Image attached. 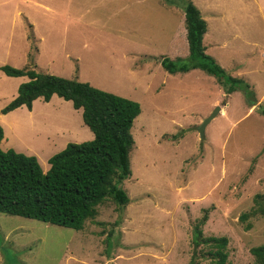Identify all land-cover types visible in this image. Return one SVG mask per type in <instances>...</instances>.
I'll return each mask as SVG.
<instances>
[{
  "label": "rangeland",
  "instance_id": "1",
  "mask_svg": "<svg viewBox=\"0 0 264 264\" xmlns=\"http://www.w3.org/2000/svg\"><path fill=\"white\" fill-rule=\"evenodd\" d=\"M126 1L0 0V66L88 82L141 109L131 127V176L121 184L126 206L105 199L79 230L0 212V264H187L204 210V236L228 238L225 264H258L250 249L264 244V214L244 222L240 215L251 214L254 195L264 193V115L257 110L264 105V0H190L207 23L205 52L248 85L241 84L248 97L243 89L225 94L200 69L169 73L160 64L161 56H187L185 35L173 33L189 0ZM18 79L0 69V99L28 80ZM214 98L228 117L222 109L200 140L197 127ZM60 106L66 110L15 118L17 127L7 121L0 144L39 148L34 156L46 172L55 153L47 155L79 123L76 142L93 138L80 109L68 100ZM208 249H196L200 264H215L203 256Z\"/></svg>",
  "mask_w": 264,
  "mask_h": 264
},
{
  "label": "trees",
  "instance_id": "2",
  "mask_svg": "<svg viewBox=\"0 0 264 264\" xmlns=\"http://www.w3.org/2000/svg\"><path fill=\"white\" fill-rule=\"evenodd\" d=\"M186 29L187 56L174 59L161 56L160 64L169 73L200 69L214 76L222 84L224 93L248 85L241 78L228 74L210 54L203 43L207 23L200 9L192 2L183 5ZM0 69L12 77L27 76L19 84L17 95L2 109L7 113L21 105L31 109L38 97L49 101L53 94L71 101L75 110L81 109L83 123L93 138L82 142H68L49 158L50 166L43 172L34 155L0 147V212L52 223L79 230L85 220L97 214L96 206L111 198L118 206H126L129 197L121 187L131 176L129 152L134 145L131 127L141 109L137 101L108 92L88 82L36 71L30 67L15 68L4 64ZM247 86L243 88L242 85ZM227 85V86H226ZM249 105L257 102L246 98ZM258 112L264 115V105ZM3 128L0 125V141ZM250 213L240 215L246 221L249 215L264 214V193L255 194ZM208 219V210L192 227L194 253L187 264H200L196 249L208 245L203 256L215 264H225L228 257L226 236H204L202 226ZM250 223L245 228L249 229ZM255 261L264 264V244L250 249Z\"/></svg>",
  "mask_w": 264,
  "mask_h": 264
},
{
  "label": "crops",
  "instance_id": "3",
  "mask_svg": "<svg viewBox=\"0 0 264 264\" xmlns=\"http://www.w3.org/2000/svg\"><path fill=\"white\" fill-rule=\"evenodd\" d=\"M16 1H23V2H27L28 0H16ZM107 1H110V2H113V3H116V0H107ZM105 2H106V0H105ZM134 2H147V0H134ZM117 3H119L120 5H121V7H127L128 5H129V2L128 1H126V0H118V2ZM167 7H169V6H167ZM19 11V10H18ZM184 11H183V13H182V15L180 16V23L181 24H178L177 25V27H175V28H177V29H175L174 30V33H173V38H180V36H181V34L183 33L184 35H186V29H185V26H184V22H182V21H184ZM18 19V23L19 24H21L22 22H21V20H20V18H17ZM25 19H27L26 17H25ZM13 23L14 22H12V24H11V26L9 27V28H7V29H9V31H11L12 30V28L14 27V25H13ZM24 23H25V21H24ZM208 30V29H207ZM207 32V31H206ZM205 35V34H204ZM203 39H204V37H203ZM26 67V66H25ZM29 67V66H28ZM27 68V67H26ZM186 73V72H185ZM202 73H205V72H202ZM49 74H52V73H49ZM184 74V73H183ZM206 75H208L207 73H206ZM9 77V76H8ZM28 77L27 76H19V79H18V81H20L21 79H27ZM18 83V82H17ZM230 94H232V93H230ZM229 94V95H230ZM17 95V86H15V89H14V92H13V94L12 95H8V96H6V97H3V98H1L0 99V125L2 126V128H3V135L4 136H7L8 135V130H7V127H6V124H4V123H6L7 121H9V123H10V125L12 126V127H17L16 126V124H15V121H16V119L15 118H17L18 120H25L26 118H31V119H33V120H35L38 116H40V115H42V114H45V113H47L48 111H52V112H63L64 110H66V109H62L61 108V106H60V103L61 102H64V99L63 98H61V97H59L57 94H53L52 96H51V98H50V100L49 101H44L43 100V98H41V97H38V98H36L35 100H33V102H32V107H31V109H28L25 105H21V106H19V107H17V108H15V109H13V110H11V111H9V112H7V113H5V114H3L2 112H1V109L10 101V100H12L15 96ZM219 100H218V98H214L213 100H212V102H211V106H215V105H219L220 106V108H221V110H220V112H222V109H223V114L225 113V115L223 116V117H228L227 115V110H226V107L224 108V105L222 104H218L219 102H218ZM68 102H70V104H71V101H68ZM226 106V105H225ZM41 107H44V108H46L47 110H45V111H43V112H41V113H38L39 112V109L41 108ZM255 108V107H254ZM257 108V107H256ZM249 110H252L251 108H249ZM71 111L73 112L74 110L73 109H71ZM80 111H81V109H80ZM220 112L218 113V114H220ZM209 114V113H208ZM207 114V115H208ZM217 114V115H218ZM216 117V116H215ZM214 117V118H215ZM213 118V119H214ZM212 119V120H213ZM80 120V119H79ZM83 122V121H82ZM79 125H80V123L78 124V126H77V133H76V135L75 136H72V137H69V138H67L65 141H64V143H62L61 144V146H59L58 148H55V149H53L52 148V150H51V152L47 155L48 157L52 154V153H57L58 151H60V150H62L65 146H66V143L68 142V139H69V141H71V142H76V140H75V137L77 136V134H78V129H79ZM208 125V124H207ZM207 125L205 126V131H206V128H207ZM86 126V125H85ZM64 131H66L67 133H70L68 130H64ZM93 134V133H92ZM43 144H45V141H44V143ZM53 146V143H51V144H49V145H47L46 147H52ZM0 147H2L3 148V150L5 149V150H7V148L8 147H12V148H14V150L15 151H17V152H22V153H24V154H27V155H35V156H37V152L40 150L39 148H34V147H27V148H23V147H20V146H18L17 145V142L15 143V142H10L8 145H6V146H2L1 144H0ZM53 155V154H52ZM38 157V156H37ZM39 158V157H38Z\"/></svg>",
  "mask_w": 264,
  "mask_h": 264
},
{
  "label": "water",
  "instance_id": "4",
  "mask_svg": "<svg viewBox=\"0 0 264 264\" xmlns=\"http://www.w3.org/2000/svg\"><path fill=\"white\" fill-rule=\"evenodd\" d=\"M221 108L219 105H216L212 112L203 118L202 122L198 125L197 130L199 132V137L200 140H203L205 137L204 131H205V126L220 112Z\"/></svg>",
  "mask_w": 264,
  "mask_h": 264
}]
</instances>
